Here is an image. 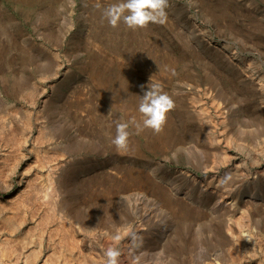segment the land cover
I'll use <instances>...</instances> for the list:
<instances>
[{
	"label": "rangeland",
	"instance_id": "obj_1",
	"mask_svg": "<svg viewBox=\"0 0 264 264\" xmlns=\"http://www.w3.org/2000/svg\"><path fill=\"white\" fill-rule=\"evenodd\" d=\"M117 2L0 0L5 263L105 264L119 233L118 264H264V0H166L135 30ZM152 85L174 107L138 133Z\"/></svg>",
	"mask_w": 264,
	"mask_h": 264
},
{
	"label": "clouds",
	"instance_id": "obj_2",
	"mask_svg": "<svg viewBox=\"0 0 264 264\" xmlns=\"http://www.w3.org/2000/svg\"><path fill=\"white\" fill-rule=\"evenodd\" d=\"M166 0H119L104 9L103 16L108 24L115 27L123 22L130 29L144 28L150 23H163L165 19ZM138 111L142 114V121L136 123L139 133L144 129L159 131L166 121L167 113L174 107L170 96L161 92L157 85H152L144 91ZM129 124L118 123L113 143L121 149L127 147L129 138ZM119 233L112 236L113 245L109 246L104 255L105 264H118L120 250Z\"/></svg>",
	"mask_w": 264,
	"mask_h": 264
},
{
	"label": "bare ground",
	"instance_id": "obj_3",
	"mask_svg": "<svg viewBox=\"0 0 264 264\" xmlns=\"http://www.w3.org/2000/svg\"><path fill=\"white\" fill-rule=\"evenodd\" d=\"M244 148H245V151L247 152H249V150L248 149H246V146H244ZM58 218V217H57ZM60 221V220H59ZM62 221V220H61ZM58 222V221H57ZM63 222V221H62ZM64 223V222H63ZM59 224H60V222H59ZM58 225V224H57ZM56 225V226H57ZM61 225V224H60ZM63 225H65V224H63ZM58 227H60L59 225H58ZM63 227V226H62ZM65 227V226H64ZM63 227V228H64ZM67 227H68V224H67ZM61 228V227H60ZM59 228V229H60ZM69 228V227H68ZM11 229V228H10ZM14 229V228H13ZM66 229V228H65ZM55 230V229H54ZM56 230H57V228H56ZM63 231H64V229H62ZM14 231V230H13ZM62 231V232H63ZM58 232V231H57ZM66 232H67V230H66ZM59 233H61V232H59ZM69 233V232H68ZM70 234V233H69ZM65 235V234H64ZM65 237V236H64ZM4 246H5V244H4ZM8 249V248H7ZM7 249H6V247L4 248H2L1 247V249H0V253H1V258H0V261H1V263H3V264H6L5 263V261H4V257H8V255H9V251H7ZM31 251V250H30ZM29 251V252H30ZM32 252H33V250H32ZM26 253V260H25V262H27V259H29L30 260V258L31 259H33V261L31 260L30 262H32V264H35V262H36V255L34 254V252L33 253ZM36 253V252H35ZM14 254V253H13ZM11 255V254H10ZM203 258L200 260V262L198 261V260H196V261H193V262H191V264H217V262L219 261L220 262V264H227L224 260H220L219 258H218V256L216 255V254H211V255H208L207 254V256H202ZM213 257V258H212ZM212 258V259H211ZM231 262H233V260H231ZM28 264V263H27Z\"/></svg>",
	"mask_w": 264,
	"mask_h": 264
}]
</instances>
